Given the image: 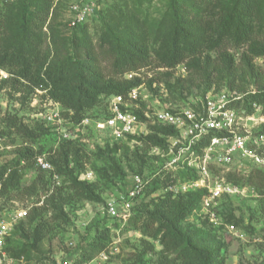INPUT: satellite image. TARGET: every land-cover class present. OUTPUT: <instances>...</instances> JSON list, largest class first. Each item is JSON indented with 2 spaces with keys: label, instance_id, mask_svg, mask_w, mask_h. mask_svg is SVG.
<instances>
[{
  "label": "trees",
  "instance_id": "1",
  "mask_svg": "<svg viewBox=\"0 0 264 264\" xmlns=\"http://www.w3.org/2000/svg\"><path fill=\"white\" fill-rule=\"evenodd\" d=\"M55 2L56 0L0 1V67L12 74L9 80L1 83L3 86L11 82L15 87L29 85L45 91V97L58 102L65 110L64 115L74 123L85 117L107 116L110 97L125 96L144 83L139 76L144 67L155 64L156 68L172 70L185 65L187 70L211 84L216 73L234 70L236 59L229 51L230 46L242 48L247 45L253 58L264 55V0H167L163 18L152 23L127 16L121 1L116 2L109 13L104 14L103 6L106 2L103 0L96 13L90 17H96L104 24L99 51L92 43L87 22L72 28L73 33L69 36L64 34ZM45 26L49 34L44 30ZM148 28L153 35L150 45L144 31ZM101 53L107 54L111 60L110 73L105 72L101 64ZM250 56L244 53L243 63L255 77L256 89L246 92L239 88L237 91L238 86L231 84V90L243 95L232 106L236 110L240 107L248 114L259 106L264 113V76L255 68ZM148 87L152 90V82ZM98 105L102 106L103 111L88 113ZM135 112L141 117L139 111ZM7 121L9 127L23 133L27 140L16 156L0 165V195L13 200L36 197L35 206H32L24 221L14 230L20 234V238L30 242L21 243L9 237L4 246L9 257L22 261L28 260L31 249L51 234L52 216L59 210L58 202L64 196L66 185L56 186L53 181L54 173L50 172L47 176L46 172L49 171L35 165L36 157L44 154L45 148L42 145L36 147L30 139L51 132V127L40 121L33 126H23L13 118H8ZM260 130L264 131V124ZM174 134L176 130L173 127L154 125L151 133L138 138L147 152L154 146L164 148L167 145L166 137ZM2 135L3 131H0V136ZM132 138L134 137L129 140ZM77 139L62 141L60 148L49 159L55 166L56 174L70 178V190L75 194L83 193L87 198L93 196V191L81 188L87 183L78 179L85 169L87 153L84 143ZM111 145L108 147L109 153L115 156L120 152L128 156V142L115 141ZM198 150L200 151L199 148ZM136 156V161L141 165L147 164L143 154L137 152ZM26 167H37V170L42 171L29 185L23 182ZM114 167L116 175L122 178L125 175L123 164L118 160ZM130 167L132 168L131 165ZM252 167L254 169L248 176L230 170L225 173V177L240 187L244 184L253 185L264 198V171ZM135 173L143 175L142 171ZM156 174L147 177L145 188L148 193L165 188L179 179L198 178L190 170H180L173 177L169 174L165 177ZM52 185L53 191L48 194ZM206 193V189H198L177 197L168 194L158 201L152 199L149 206L147 204L145 207L144 204L133 207L129 221L133 229L142 234L140 259L148 254H159L165 258L161 264H171L172 261L179 264H226L221 255L225 246L221 240L222 227H214L211 223L209 226L204 223L199 228L186 224L187 218L201 207ZM229 198L225 197L221 201L218 213L225 222L236 225V222L227 220L226 215L221 212L222 205ZM262 206L264 213V203ZM50 211L52 215L49 216ZM24 223L30 227L28 233ZM205 225L211 227L212 232H205ZM111 243V229L99 227L96 235L90 239L88 249L80 250L73 264L90 261L99 252H109ZM156 243L161 245L160 250ZM131 264H137V261Z\"/></svg>",
  "mask_w": 264,
  "mask_h": 264
},
{
  "label": "rangeland",
  "instance_id": "2",
  "mask_svg": "<svg viewBox=\"0 0 264 264\" xmlns=\"http://www.w3.org/2000/svg\"><path fill=\"white\" fill-rule=\"evenodd\" d=\"M6 1L10 2L13 0ZM72 1L56 0V4L54 5L59 10L58 20L66 36L73 33L72 28L67 25L69 6ZM118 1H121L122 9L127 16L147 20L148 23L158 22L163 18L165 10L167 9V0H104L106 2L103 6L104 14L109 13L114 8L113 5ZM87 25L92 43L96 50L99 51L100 35L104 24L95 17L94 19H89ZM44 30L47 34L50 33L46 26ZM144 31L147 35V37L145 35L147 43L150 45L153 38L152 31L150 28L144 29ZM248 50L247 45L242 48L230 46L229 51L236 59V66L232 71L225 70L223 73H216L211 84H208L210 81H206L196 76L194 72L187 70L185 65H179L172 70L156 68L155 64L144 67L139 74L144 83L137 87L139 99L132 102L131 110L139 111L141 119L148 126L149 134L151 133V127H154L150 122L154 120L159 111L167 109L179 110L187 107L195 108V106L201 105L210 93L235 91L230 89L233 83L238 86L237 91L239 88L244 89L246 92L255 90L256 79L247 71L246 65L243 63L244 53L246 56H250ZM99 57L105 72L110 73L111 60L109 56L101 53ZM251 59L255 68L260 70L264 76V55L254 56ZM126 76L130 77L129 75ZM151 82L152 90L148 87V84ZM240 95L243 96L242 94ZM110 99L111 97L108 99V105ZM45 104L46 97L44 92H39L38 88L35 89L29 85L15 87L11 82L2 86V83H0V131H3V135L0 136L2 139L0 165L16 156L17 151L24 147V142L27 140L23 133H19L17 130L8 126L7 119H17L23 126L24 124L33 126L37 121L43 123L39 112L45 111ZM94 111L96 113L97 111H103L102 106L98 105L90 109L88 113H93ZM238 112L242 117L240 120L241 125L239 126L241 132H245V128L249 131L256 132L264 124L262 107H255V111L251 114H248L239 107ZM51 132L42 133L37 138L33 137L34 139H30L35 143L36 147L42 145L45 148L44 154L49 161V158L55 154V150H58L62 141L65 140L60 137V133L56 130H51ZM80 135V138L77 140L84 143L87 158L86 162H84L85 169L79 175L78 179L87 183L86 186H81V188L86 187L92 190L93 196L91 195V197L86 198L83 193H73L69 188L71 183L70 178L56 174V169L53 165V170L46 172V175L48 176L50 172L54 173L53 181H55V185H66V188L63 198L58 202L60 204L59 210L52 216L51 223L53 230L51 234L33 250L31 249L28 260L17 261L0 258V264H61L69 257H72L71 264H73L80 250L88 249L87 245L90 239L96 235L99 227H109L111 229L112 243L109 252L105 253L103 251L106 257L101 255L103 252H99L95 254L92 260L81 264H131L135 260L137 264H161L165 258L159 254H148L143 259H140L139 255L142 253L140 241L142 234L133 229L130 221L124 223L116 218H110L105 212V206L108 200L112 198L119 199L130 191L135 185V176L137 175L146 181H148L147 177H151L154 173H157V176L162 175L165 177L168 175L162 169L163 159L155 156L151 149L146 152L140 141L129 144L128 156H124L120 152H117L114 156L108 152V147L110 148L112 146V142H110L107 134L91 128H81ZM50 148L53 150L49 151ZM137 152L140 155L143 154L147 160L146 165H141L139 161H136ZM118 160L124 166L125 175L122 178L116 175L114 167L115 161ZM234 165L231 169L245 176H248L254 169L251 164L244 160ZM36 168H24L23 182L25 185H29L37 179L39 173L42 172ZM139 171H142L143 175L135 173ZM170 176L172 177V175ZM51 187L48 194L52 193L54 185ZM168 194L175 197L182 195H175L173 192L168 191L166 187L152 193H148L145 188L142 196L134 200V207L137 208L144 204L145 207L147 204L149 206L152 199L158 201ZM35 199L36 197L13 200L1 194L0 219L5 217V215H14L20 209H25L28 214L32 206H35ZM263 203L264 198L258 193L257 189L253 185L244 184L241 186L239 193L230 197L222 205L221 212L226 215L224 217L231 222H236L237 226H235L238 229V234L243 235L242 238L226 231L224 227L221 228L223 233L221 240L225 243L221 255L224 256L226 264H264ZM39 204H42V202ZM49 213V216L52 215L51 211ZM26 217L17 220V223L7 238L11 237L12 239L19 240L21 243L30 242L25 238H20L18 232H14L15 228ZM204 223L207 226L210 224L209 220L202 215L199 209H196L186 220L187 225L198 228L203 227ZM23 226L28 233L30 230L28 224L24 223ZM207 226L203 230L209 234L212 232V229ZM156 247L158 250L161 249L159 243H156ZM171 264L179 263L172 261Z\"/></svg>",
  "mask_w": 264,
  "mask_h": 264
},
{
  "label": "built area",
  "instance_id": "3",
  "mask_svg": "<svg viewBox=\"0 0 264 264\" xmlns=\"http://www.w3.org/2000/svg\"><path fill=\"white\" fill-rule=\"evenodd\" d=\"M103 0H73L69 6L67 25L75 28L92 17ZM132 75H130L131 77ZM12 74L0 67V83L9 80ZM39 92L43 93L38 89ZM242 96L237 91L210 93L198 107H187L179 110L159 111L153 125L173 127L176 134L166 138L164 148L154 146L152 152L163 159V171L176 176L180 170H190L197 174V179H186L168 184L166 189L175 195L188 193L198 189H206L207 193L201 201L199 210L214 227H224L231 234H238L235 225L229 224L218 213V207L225 197H232L241 191V187L229 182L225 173L241 161L264 171V131L252 132L245 128L239 130L242 119L238 110L232 105ZM139 99L137 88L127 95H114L108 105V115L104 118L85 117L74 123L64 115V109L49 97H46L45 111H40L41 121L52 130L60 133L66 140L80 138L81 128H91L107 134L111 142L124 141L129 144L140 141L138 137L148 135V126L141 117L131 110L132 102ZM250 118V117H249ZM264 122V119H263ZM130 137L132 140H129ZM0 137V145H1ZM200 149V151L198 150ZM35 165L42 170L52 171L53 164L45 154L35 159ZM234 165V166H235ZM227 171H225V169ZM148 183L138 175L135 185L121 198L107 201L105 212L111 218L124 223L132 216L134 200L145 189ZM27 216L25 209L17 210L14 215L0 219V258L14 260L4 250L7 237L12 232L17 220ZM106 253V252H105ZM104 252L101 254L106 257ZM69 257L61 264H71Z\"/></svg>",
  "mask_w": 264,
  "mask_h": 264
}]
</instances>
